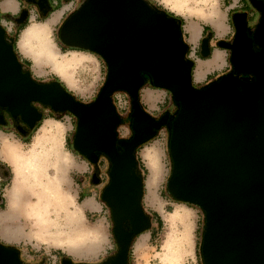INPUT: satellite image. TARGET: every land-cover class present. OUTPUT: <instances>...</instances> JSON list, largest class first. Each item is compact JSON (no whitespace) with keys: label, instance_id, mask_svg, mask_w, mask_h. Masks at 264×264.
I'll return each mask as SVG.
<instances>
[{"label":"clouds","instance_id":"clouds-1","mask_svg":"<svg viewBox=\"0 0 264 264\" xmlns=\"http://www.w3.org/2000/svg\"><path fill=\"white\" fill-rule=\"evenodd\" d=\"M89 0H56L46 15L35 0H0V38L9 45L25 75L37 86H58L84 108L95 105L110 74L107 59L99 52L66 43L60 36L65 22ZM157 16L174 23L185 47L183 62L190 87L203 92L233 68L236 31L232 13L243 0H142ZM255 12L256 23L262 14ZM26 13L23 23L21 13ZM59 17L57 20L56 18ZM255 30V25H249ZM198 40L193 43V35ZM207 41L209 54L201 51ZM119 122L116 141L133 137L129 117L134 98L123 88L108 97ZM135 102L146 116L158 120L177 109L168 88L143 82ZM40 119L25 134L14 120L0 124V246L14 249L19 264H115L120 245L115 235L113 209L101 198L105 185H93L95 166L76 147L78 117L51 104L31 101ZM133 175L139 180V205L149 226L129 242L126 264H205L203 252L205 209L194 201L176 197L170 190L173 177L169 135L162 125L142 141L132 154ZM155 190L158 203L149 204ZM94 202V207L86 206ZM207 222V219H206Z\"/></svg>","mask_w":264,"mask_h":264},{"label":"water","instance_id":"water-1","mask_svg":"<svg viewBox=\"0 0 264 264\" xmlns=\"http://www.w3.org/2000/svg\"><path fill=\"white\" fill-rule=\"evenodd\" d=\"M248 2L262 14L253 36L248 37L245 13H235V44L221 42V46L232 48L233 71L249 75L250 80L226 75L203 92L190 87L191 65L183 62L186 49L177 26L151 12L142 0H89L60 29L66 43L91 48L110 65L103 93L88 108L73 102L56 85L33 84L21 74L11 47L0 38V107L13 118L20 116L29 128L40 119L31 101L51 104L61 112L67 109L79 118L77 149L92 164L99 154L109 159V184L101 198L114 212L121 249L115 264H126L129 242L149 226V217L139 205L141 186L132 172V154L167 119L165 114L152 120L135 102L145 82L141 73L150 76L153 86L170 89L179 105L169 140L174 172L170 190L206 211L201 245L205 264H264V0ZM43 3L46 14L50 6L48 0ZM26 15L21 13L22 21ZM202 49L207 56L206 41ZM119 88L134 98L133 137L128 141H116L113 132L121 121L108 97ZM127 223L130 230L125 229ZM0 264H19L16 250L0 246Z\"/></svg>","mask_w":264,"mask_h":264},{"label":"rangeland","instance_id":"rangeland-1","mask_svg":"<svg viewBox=\"0 0 264 264\" xmlns=\"http://www.w3.org/2000/svg\"><path fill=\"white\" fill-rule=\"evenodd\" d=\"M50 1H52V0H50ZM249 10H250V13H248V14L250 16H252L253 14H255V12L253 11L254 9L250 6L248 0H243V7L240 8V9H237L235 12L232 13V15L234 13H238V12L240 13L241 11H249ZM251 11H253V14H252ZM254 19L253 20L256 22L255 15H254ZM231 22H232V20H231ZM250 24L251 23L248 24V27H249ZM221 42H223V41H221ZM178 110H179V105L177 104L176 112L173 115H169L170 116L169 120L166 121V123L163 125L164 128L167 129V132H168V135H169V140H170V134H171L172 121H173L174 117L176 116ZM165 114L168 116L167 113H165ZM163 116H161V117H163ZM129 122L132 123V117L131 116L129 117ZM74 123H75V121H74ZM93 165L95 166V173H94V175L91 176V182H92V184L93 185H98L99 183H104V185H106V183L109 180V175L108 174H109L110 168L108 170V167L111 166L110 165V162H109V159L105 155L100 154L99 155L98 162L96 164H93ZM95 175H96V177H95ZM96 179L99 180L98 183H94L96 181ZM157 203H158V198H157V196L155 194V190H153L152 193L150 194L149 204L151 206L155 207L157 205ZM86 206H88V207H94V202H88ZM201 223L204 224L203 221ZM129 228H130V225L128 224L127 225V229H129ZM201 245L198 246V253L199 254H201Z\"/></svg>","mask_w":264,"mask_h":264},{"label":"flooded vegetation","instance_id":"flooded-vegetation-1","mask_svg":"<svg viewBox=\"0 0 264 264\" xmlns=\"http://www.w3.org/2000/svg\"><path fill=\"white\" fill-rule=\"evenodd\" d=\"M35 2L37 3V4H39V7L41 8V14L42 15H46V14H44L45 13V4L43 3V0H35ZM50 3H52V1H50V0H48V4H49V6H50V10L51 9H53L54 7L50 4ZM252 12V14H253V11H251ZM239 13V12H238ZM240 13H245V21H246V24H247V34H248V37H252L253 36V33H254V31L255 30H252V28H250V27H248V24L249 23H251V24H254L255 25V29H256V22L254 21L255 19H254V15L255 14H253L252 16H250L248 13H250V10L249 11H241ZM235 14V13H234ZM20 21V23L22 24L23 23V21H22V18L21 17H19L18 18ZM254 19V20H253ZM232 24H233V20H232ZM233 27H234V29H235V26H234V24H233ZM236 31V30H235ZM253 47H254V49L255 50H258V47H257V45H255V44H253ZM144 75H146V76H148V77H150L148 74H146V73H144ZM228 76H231V75H234V76H236V77H239V78H241V79H243V80H245V81H249L250 80V76L249 75H246V74H236L234 71H233V69L230 71V73H228L227 74ZM0 117H2V119L0 118V124H3V123H6V122H8L9 120H14L15 121V124H16V127H17V129L20 131V132H23V133H27L28 131H29V126L25 123V122H23L22 121V119H21V117L20 116H17V117H15V118H13L11 115H10V113L8 112V110H7V108H5V107H0ZM162 117H160L159 119H161ZM169 118H170V116L168 115L167 116V119H166V121H168L169 120ZM158 119V120H159ZM157 120V121H158ZM75 124L77 125V121H75ZM100 155V154H99ZM110 162V161H109ZM95 177H96V175H95ZM98 180V179H97ZM99 181V180H98ZM99 184H104V183H99ZM109 184V180H108V182L106 183V185L105 186H107ZM127 225H128V223L126 224V226H125V229L126 230H130V228L129 229H127Z\"/></svg>","mask_w":264,"mask_h":264},{"label":"crops","instance_id":"crops-1","mask_svg":"<svg viewBox=\"0 0 264 264\" xmlns=\"http://www.w3.org/2000/svg\"><path fill=\"white\" fill-rule=\"evenodd\" d=\"M53 7H56V0H52V3H50ZM57 20L59 19V17L56 18ZM198 40V35L194 33L193 35V43H195L196 41ZM206 44H207V41H206ZM208 47V45H207ZM201 51L203 52L204 55H206V50L205 49H202V42H201ZM208 56V55H207ZM205 56V57H207ZM110 167H108V170H109Z\"/></svg>","mask_w":264,"mask_h":264},{"label":"trees","instance_id":"trees-1","mask_svg":"<svg viewBox=\"0 0 264 264\" xmlns=\"http://www.w3.org/2000/svg\"><path fill=\"white\" fill-rule=\"evenodd\" d=\"M141 75L143 76V78H144V80H145V82H151V79H150V77H148V76H146V75H144V73H141ZM152 83V82H151ZM204 222V221H203Z\"/></svg>","mask_w":264,"mask_h":264}]
</instances>
